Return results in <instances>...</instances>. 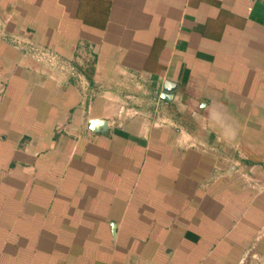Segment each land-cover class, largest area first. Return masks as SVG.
<instances>
[{
	"label": "crops",
	"instance_id": "0c3cea01",
	"mask_svg": "<svg viewBox=\"0 0 264 264\" xmlns=\"http://www.w3.org/2000/svg\"><path fill=\"white\" fill-rule=\"evenodd\" d=\"M258 262L264 0H0V264Z\"/></svg>",
	"mask_w": 264,
	"mask_h": 264
},
{
	"label": "water",
	"instance_id": "95a60500",
	"mask_svg": "<svg viewBox=\"0 0 264 264\" xmlns=\"http://www.w3.org/2000/svg\"><path fill=\"white\" fill-rule=\"evenodd\" d=\"M167 98V96L165 97ZM108 122L106 120H100V119H94L92 122H91V125H92V129L95 131V132H104L107 130V124Z\"/></svg>",
	"mask_w": 264,
	"mask_h": 264
},
{
	"label": "built area",
	"instance_id": "2783aa9c",
	"mask_svg": "<svg viewBox=\"0 0 264 264\" xmlns=\"http://www.w3.org/2000/svg\"><path fill=\"white\" fill-rule=\"evenodd\" d=\"M247 1H251V2H257L258 0H247Z\"/></svg>",
	"mask_w": 264,
	"mask_h": 264
},
{
	"label": "rangeland",
	"instance_id": "374dc122",
	"mask_svg": "<svg viewBox=\"0 0 264 264\" xmlns=\"http://www.w3.org/2000/svg\"><path fill=\"white\" fill-rule=\"evenodd\" d=\"M259 264H261L262 262H258Z\"/></svg>",
	"mask_w": 264,
	"mask_h": 264
}]
</instances>
